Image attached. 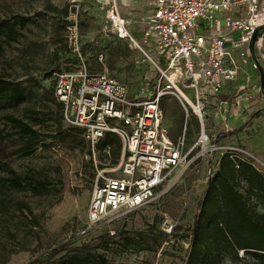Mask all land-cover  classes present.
Wrapping results in <instances>:
<instances>
[{
  "label": "rangeland",
  "instance_id": "1",
  "mask_svg": "<svg viewBox=\"0 0 264 264\" xmlns=\"http://www.w3.org/2000/svg\"><path fill=\"white\" fill-rule=\"evenodd\" d=\"M252 1L255 12L263 13V5ZM118 6L129 19L132 36L140 47L130 41H117L101 30L103 8L98 0H0V78L13 86L0 93V264H56L63 252L48 257L56 245L64 242L76 245L99 234L113 235L121 229L145 233L147 241L124 247L116 241L120 239L112 236L108 250H95L103 253L109 264H183L197 203L208 171L213 172L217 167L219 151L193 160L180 175L176 171L164 184L163 194L152 202L133 210L114 212L108 220L93 223L87 211L94 177L98 171L120 175L121 145L111 136L114 144L110 159L98 147L92 152L82 134L62 131L69 126L60 120L52 93L50 74L57 66H63L59 49L67 44L62 20L74 18L78 23V43L103 54L110 74L127 86L131 97L152 91L156 69L151 59L156 56L147 43L139 40L141 28L152 14L151 0H120ZM213 30L224 36L238 34L221 22ZM242 51V47L234 48L230 58L235 66L245 67L252 75L258 74L259 83V73L252 67L250 55ZM255 54L264 72V40L255 46ZM245 57L249 60L247 64L243 62ZM183 90L192 98L191 89ZM160 107L163 123L167 125L171 121L169 126L174 134L184 126L188 148L200 133V122L191 113L187 119L183 106L174 96L161 98ZM208 107H204L206 145L214 144L208 129L209 125H216ZM34 111L44 120L41 126L35 125L38 128L35 140L20 135L5 120L6 115H13L30 122ZM257 114L259 111L251 112L250 118ZM251 122L254 132L260 125ZM250 136L249 133L246 137ZM30 143L32 154L21 157L19 149ZM243 144L240 140L231 145L249 152ZM253 151L249 153L256 159H248L264 174L260 164L264 163V156L256 149ZM167 217L175 224L170 234L164 230ZM159 231L169 235L167 240H161ZM238 253L241 255L242 251ZM224 264H231L228 257Z\"/></svg>",
  "mask_w": 264,
  "mask_h": 264
},
{
  "label": "built area",
  "instance_id": "2",
  "mask_svg": "<svg viewBox=\"0 0 264 264\" xmlns=\"http://www.w3.org/2000/svg\"><path fill=\"white\" fill-rule=\"evenodd\" d=\"M98 1L103 8L101 30L113 39L140 47L132 36L129 19L118 9L119 0ZM151 4V17L141 28L139 38L156 56L151 59L156 77L149 94L131 97L127 86L110 74L102 53L93 56L91 51L81 49L76 18L66 25L67 47L76 61L63 63L72 69L53 73V94L61 106L62 122L81 129L92 152L107 133L114 134L121 145L120 175L98 171L94 177L87 211L93 223L159 198L166 190L164 184L176 171L180 175L205 154L219 149L241 159H256L234 145H206L204 107L208 99L227 102L220 93L235 75L229 54L242 47V53L249 55L252 30L264 23V12L257 14L252 0H151ZM258 5L264 7V2ZM220 22L238 32L237 36L215 33L219 31L213 27ZM263 40L260 38L256 46ZM182 87L192 90V98ZM167 95L181 103L187 119L191 113L200 122V133L188 148L184 134L172 142L162 128L160 99ZM229 108L239 111L234 97L229 99ZM228 113L227 108L224 118ZM102 150L109 155L110 144ZM260 164L264 169V163ZM174 225L167 217L164 230L170 234Z\"/></svg>",
  "mask_w": 264,
  "mask_h": 264
},
{
  "label": "trees",
  "instance_id": "3",
  "mask_svg": "<svg viewBox=\"0 0 264 264\" xmlns=\"http://www.w3.org/2000/svg\"><path fill=\"white\" fill-rule=\"evenodd\" d=\"M70 23L68 20H62L65 27ZM81 49L91 51L93 56L97 53L92 47L81 45ZM59 50L62 63H75L76 60L67 44ZM63 66H57L51 74L49 72L52 93L53 73L72 69ZM12 87L11 82L0 78V93L11 90ZM56 103L61 120V106L57 100ZM31 117L30 122H27L13 115H6L5 120L20 135L35 140L38 135L35 125L41 126L44 120L37 111L32 112ZM62 131L82 134L81 129L75 127ZM111 136L116 137L111 133L105 134L98 148L102 150L106 144H110L111 150L114 144ZM32 152L31 143L19 149L21 157L29 156ZM258 208L261 211H258ZM159 234L161 240H167L169 236L163 231H159ZM145 235L142 232L121 229L113 235L99 234L76 245L67 242L58 244L51 249L48 257L52 258L63 252L57 258L56 264H109L103 253L95 251L97 248L108 250L112 236L120 239L116 241H120L124 247L135 246L143 240L147 241ZM239 251H242L241 255ZM225 257H228L231 264H264V174L249 159L231 156L228 151L221 154L216 169L213 172L209 170L206 185L193 216L188 246L182 261L183 264H224Z\"/></svg>",
  "mask_w": 264,
  "mask_h": 264
},
{
  "label": "crops",
  "instance_id": "4",
  "mask_svg": "<svg viewBox=\"0 0 264 264\" xmlns=\"http://www.w3.org/2000/svg\"><path fill=\"white\" fill-rule=\"evenodd\" d=\"M120 13L122 14L121 11ZM215 33L222 34L221 32ZM248 61L246 57L243 60L244 64L249 63ZM238 63L239 65L241 64L239 61ZM257 78L258 74L257 76L252 75L245 67L239 68V66L236 65L234 79L225 82L220 93L221 98L227 102L216 103L210 99L206 100L205 108L209 106L208 109L212 111L216 122V125H209L210 128L208 129L211 136L214 138L213 143L216 146L231 145L242 140L247 151L254 153L253 150L256 149L264 156V95L260 90V84L256 81ZM233 97L238 102V112L232 111V109L229 108V99L231 100ZM227 108L229 109V113L227 117L224 118V112ZM254 111H259V114L251 119V112ZM250 120L253 121L254 124L260 125L259 128L253 129L254 132L251 130L253 123L251 122L250 124ZM170 123L171 121H169V124ZM169 124L165 125L162 120V128L164 129L166 137L170 141L175 142L180 136H183L184 126L177 134H174ZM249 133L251 136L247 138L246 136ZM217 134L219 138H217ZM217 152L216 160L218 162L219 157L224 151L218 149L213 153Z\"/></svg>",
  "mask_w": 264,
  "mask_h": 264
},
{
  "label": "water",
  "instance_id": "5",
  "mask_svg": "<svg viewBox=\"0 0 264 264\" xmlns=\"http://www.w3.org/2000/svg\"><path fill=\"white\" fill-rule=\"evenodd\" d=\"M261 2H264V0H257V5L258 3H261ZM260 38H264V23L256 25L253 28L251 37H250V40L247 46L252 63L259 73L260 90L262 94L264 95V72L255 54V46H256L257 41Z\"/></svg>",
  "mask_w": 264,
  "mask_h": 264
},
{
  "label": "bare ground",
  "instance_id": "6",
  "mask_svg": "<svg viewBox=\"0 0 264 264\" xmlns=\"http://www.w3.org/2000/svg\"><path fill=\"white\" fill-rule=\"evenodd\" d=\"M134 45V43H132Z\"/></svg>",
  "mask_w": 264,
  "mask_h": 264
}]
</instances>
